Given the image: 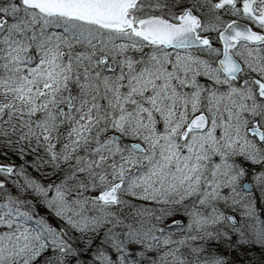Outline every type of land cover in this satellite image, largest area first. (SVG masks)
I'll use <instances>...</instances> for the list:
<instances>
[{
	"label": "trees",
	"instance_id": "1",
	"mask_svg": "<svg viewBox=\"0 0 264 264\" xmlns=\"http://www.w3.org/2000/svg\"><path fill=\"white\" fill-rule=\"evenodd\" d=\"M213 1L140 0L134 15L174 20L183 10L190 9L201 20L199 35H206L210 33ZM30 13L34 12L24 9L20 0H0V17L7 19V27L16 29L21 24L20 16ZM29 22L28 25L36 26L34 20ZM223 24L218 22L216 28ZM49 31L44 30L42 35L46 37ZM134 39L138 52L148 47ZM37 45L29 46L12 32L0 39V160L15 166L14 180L5 181L0 187V246H7L5 254L0 251V264H264V182L262 191L253 188L247 194L251 200L243 208L222 190L230 179L239 194L246 176L244 166L248 174L259 166L257 177L250 174L247 180L254 182L259 175L264 177V143L258 144L245 132L251 120L263 125L264 97L256 85L229 83L199 61L194 71L197 69L196 73L206 81L209 79L205 77L211 76L213 84L207 92L215 102L213 111L221 114L225 123L222 158L215 161L216 171L208 172L212 184L205 190L198 185L167 187V173L157 168V176H148L146 169L140 167L147 166L146 154L131 151L138 182H129L132 174L125 180L116 202L105 204L97 195L105 185L102 178H97V169L94 171L91 165L86 168L85 164L78 166L77 171H73L74 165L68 168L71 162L60 155L74 154V146L66 143L64 153L57 152L54 135L44 122H38L34 89L29 90L30 96L15 95L24 75L25 59L33 58L32 67L42 55L38 54ZM99 54L97 48L92 50L95 65ZM50 62L47 56L45 65L49 67ZM183 67L188 71L186 65ZM261 74L264 77V71ZM248 75L251 73L243 71L242 78ZM159 77L162 81L167 78ZM260 81L264 87V78ZM49 84L46 89H51ZM174 87L168 83L167 96L168 90H177ZM247 87L253 94L246 98L248 102L242 96ZM129 89L136 88L125 90ZM166 89L158 96L155 90L153 98L164 104ZM219 98H223L221 102ZM98 113L103 122L106 117L100 104ZM89 121L82 136L94 129ZM237 133L242 137L238 138ZM153 156L148 165L155 168L161 157L158 153ZM57 191L61 192L55 196ZM18 204L29 214L14 216ZM228 214L235 217V226L226 219Z\"/></svg>",
	"mask_w": 264,
	"mask_h": 264
},
{
	"label": "rangeland",
	"instance_id": "2",
	"mask_svg": "<svg viewBox=\"0 0 264 264\" xmlns=\"http://www.w3.org/2000/svg\"><path fill=\"white\" fill-rule=\"evenodd\" d=\"M1 18L7 20L5 17ZM30 20H34L36 26L28 25ZM168 20L175 21V19ZM20 21L21 24L16 25V29L7 27L3 23L0 26V39L7 33L12 32L16 38L25 40V43L29 46L35 47L34 44L38 43V54L42 55H38L37 61L32 67H30V64L34 62L33 58L25 59L26 67L22 68V74L24 75L21 76L20 84L16 87L17 92L15 95L21 98L26 94L30 96L29 90L33 91L34 89L36 98H47L51 96L50 92L52 91L46 89L49 81V85H52L53 89L58 87L59 84L63 87L67 83L70 84L75 92L77 105L71 114V120L73 121L70 123V129L66 132L65 141L61 144L72 143L74 150H76V159L74 160L79 161L81 155L85 157L86 154L94 156L99 153L98 158L88 159V161L85 159L83 163L81 161L80 163L85 164L84 167L86 168L91 165L95 168L94 171L97 169L98 172H101L104 175L105 186L121 180L125 174L128 177L133 174L128 180L134 184L139 178V176L134 175L136 162H133L132 159L135 156L132 155L127 144L109 139L107 134L110 132H105V129H107L120 135L124 140H133L130 142L139 143L144 147L145 154L149 157L158 153L161 157V163L156 164L155 168L148 165L149 161L146 163L147 166L140 167L146 169L148 176H157V168L166 172L167 187L180 184L183 188L198 185L205 190L210 187L212 182H210L211 178L208 176V172L213 169L214 172L216 171L215 161L222 158L221 153L224 151V117L213 111L215 102L212 100V94L207 92L206 83L200 84L199 88L202 89L201 93L205 94L203 99L202 94L199 93L200 90H197V88H195L194 94L190 98L184 95L185 91L182 94L180 89L171 93L168 90L167 96L168 88L166 89V87L168 83L174 87L175 83L183 81V76L180 73H186L184 78L187 80H192V78H188V75H195L193 80L203 78L199 76V73L196 74L198 71H186L183 65L179 66L178 51L161 52L158 49H152L150 56H152V61L155 62L147 70L143 61L144 57L141 58L143 51H137L134 44L137 41L129 33H111L95 28L93 25L81 24L66 19L47 18L36 13L21 15ZM50 28L52 31H49ZM44 30L50 32L46 37L42 35L45 33ZM115 39L120 40V42L118 43ZM113 41L115 44H112ZM95 48L100 52L97 58L106 57L108 61L116 63L112 71H107V65L102 66L98 61L95 65L94 60L91 58L92 50ZM47 56L51 58L49 67L45 65ZM135 57H139V59H135ZM162 63H166L171 75H167L166 80L164 79L160 85L158 83H161V81L159 82V73ZM196 68L198 67L196 66ZM149 81L153 86L150 90H156V96L166 89L163 95L164 104H161L158 98L147 97L146 92L149 90ZM27 85H29V88ZM130 87L136 89L134 91L131 89L125 90ZM65 88L67 87L65 86ZM171 95L174 97H171ZM252 95L251 87H247L242 93L245 99H250ZM219 99L221 102L223 98ZM247 99L246 102H248ZM99 104L106 117L103 122L98 113ZM52 105L55 106V103L50 102L51 114L49 120H54L58 116L57 110L59 107ZM130 105H133V108H130ZM149 107H151V112L154 115L152 119L149 118ZM117 112L120 113L119 116L116 115ZM197 114L206 116L207 127L203 131L190 133L182 139L183 125L188 119ZM87 121L94 129L83 135L84 142L81 144L83 139L82 130H86ZM158 123H161V131L156 128ZM258 123L264 129V120L263 125L260 122ZM140 125L144 126H141L143 132L139 128ZM59 131L60 129L55 136V138H58V142L61 139L58 137ZM237 134L238 138L242 137L239 133ZM78 144L83 148L79 150ZM97 145L101 147L100 151L90 150ZM262 149H264V146ZM69 157L75 158L72 152L71 156L65 158L68 159ZM258 162L260 163L261 160ZM72 164L74 163L72 162ZM67 167L72 168V165ZM75 167L76 169L73 171H77L78 168ZM225 172L226 174L230 173L228 167H226ZM80 174L82 175V173ZM240 175L242 176V172H240ZM14 178L15 175L11 174L10 178L0 177V181L14 180ZM263 182L264 177L262 178L259 175L252 182V185L257 190L262 191ZM232 185L233 180L229 179L222 190L232 199H237V202L243 208L250 202L251 197L243 193L242 190L239 194L235 193ZM239 189H241V186ZM119 191L116 195L117 198ZM59 192L61 191H57L55 196H58ZM30 201L33 202V199ZM20 206L18 204L17 211L15 210L13 215H28L27 209ZM7 213L11 212L7 211ZM0 251L3 255L7 251V246L1 245Z\"/></svg>",
	"mask_w": 264,
	"mask_h": 264
},
{
	"label": "water",
	"instance_id": "3",
	"mask_svg": "<svg viewBox=\"0 0 264 264\" xmlns=\"http://www.w3.org/2000/svg\"><path fill=\"white\" fill-rule=\"evenodd\" d=\"M139 0H21L23 7L35 10L45 16H61L71 20H78L84 23L97 25L103 29L116 31L130 30L135 36L141 40L165 49H181V48H199L208 44V39L198 37L196 29L200 25V19L193 15L191 11L185 10L177 18V23H172L162 17H148L137 21L133 25V15L129 13L135 8ZM257 0H243L242 10L244 13L254 17L257 22L264 25V8L259 15L253 13V5ZM234 0H219L216 8L223 6H234ZM3 19L0 20L2 24ZM219 40L222 45V55L218 61V67L222 74L230 79H237L241 73V65L235 60L230 53V47L234 42H246L250 45H261L264 37L260 33L252 32L249 27L243 23L232 21L225 26L219 33ZM105 58L100 59V63L104 64ZM112 70L113 64H109ZM262 94L264 91H261ZM206 117L199 114L191 119L188 127L183 131L184 137L187 131L203 130L206 127ZM247 133L254 136L258 142L264 139L263 131L258 127L257 122H253L248 128ZM109 139L120 141V137L116 134H109ZM131 148L137 152H143V148L137 143H132ZM13 170V166L0 161V172L9 174ZM1 185V182H0ZM121 186V182H117L102 193L99 198L103 203H114L116 193ZM242 188L245 192L252 190L251 183L244 182ZM227 220L232 226L236 225L233 216L227 215Z\"/></svg>",
	"mask_w": 264,
	"mask_h": 264
},
{
	"label": "flooded vegetation",
	"instance_id": "4",
	"mask_svg": "<svg viewBox=\"0 0 264 264\" xmlns=\"http://www.w3.org/2000/svg\"><path fill=\"white\" fill-rule=\"evenodd\" d=\"M217 0H214L212 2V9H211V13L213 14L212 17H209V24L211 25V27H209V34H204L202 36L207 37L208 39V44L205 47L202 48H197V49H180L178 50V54H179V62H181V64H183L184 66L186 65L188 70H195L196 66L199 65V61H203L205 62V64L211 68L212 70L217 71L219 74L221 73L219 70V67L217 65L219 58L221 57L222 54V45L218 39V35L219 32L225 27V25H227L228 23H230L231 21H240L246 25L249 26V28L254 31V32H258L260 34H262L264 36V26L259 24L254 18H252L251 16H247L244 15L241 11V7H240V3L241 0H235V6H226L223 7L221 9H215L214 8V3ZM264 3L262 2H257L255 4V12H259V10L262 8ZM225 14V17H222L221 15ZM228 18V20H227ZM218 22H224L223 26L218 29L216 28V24ZM125 34V33H123ZM120 41V40H118ZM152 49H158L159 51H165V52H169L167 50H164L162 48H157L154 46H150L148 45V47L143 48V55L141 58L144 57V63H145V69H149L152 66V63L155 62L154 60L152 61V56L150 52H152ZM172 52V51H171ZM202 56H201V54ZM231 53L233 55V57L241 64L243 71L249 72L251 73V75L245 76V77H241L239 80L240 85L241 86H248V85H256V87H259L261 83L260 79L264 78L263 75L261 74L264 71V43L262 45L259 46H251L247 43H243V42H239V43H234L233 47H231ZM135 59H139V57H135ZM107 61L106 65V70L108 71L109 65H108ZM116 65V63L114 64ZM105 66V65H103ZM163 68H166L165 70ZM192 71V72H193ZM210 73V72H209ZM160 75H162V78L164 79V75L167 76L168 75V66L166 65V63H162L161 64V69H160ZM197 74V73H196ZM180 75H182L183 77V81H179L178 83H175V86L181 90L182 94L183 91H185V94L187 96V98H190L193 96L194 94V90L195 88L200 87V84L202 83H206L207 84V88H209V85L213 84L211 83V76L208 74L207 78L209 80H204V79H200L197 78L195 80H193L195 75H188V78H192V80H187L185 79V75L186 73H180ZM221 75V74H220ZM169 76V75H168ZM222 77V75H221ZM160 78V77H159ZM166 78V77H165ZM223 78V77H222ZM245 80L246 82L242 85V81ZM161 81L162 84V79H159V82ZM234 81V82H236ZM229 83H231L232 81H229ZM160 84V83H158ZM160 84V85H161ZM65 86L67 88H65ZM63 87V85L59 84L58 87H55L53 89L52 85H51V89L52 90L50 92L51 96L47 97V98H38V103L36 104V111L38 112V122H44L47 125V129L49 131H51V134L54 135L53 138V145L57 148V152H63L64 153V148H65V144H61L62 142L65 141L64 137L66 132L70 129V123L73 121L71 120V114L72 111L75 110L77 103L75 102V92L74 90L70 87V84L67 83V85H65ZM152 84L149 81V87L146 92V95L148 98H151L154 93L155 90H150V88H152ZM62 90V91H61ZM70 91V94H69ZM71 95V96H70ZM71 99H73V106L72 108L69 107V103L71 101ZM50 102H54L55 106L58 108V116L54 119V120H49V116L51 114V106H50ZM54 106V105H52ZM54 106V107H55ZM149 118L152 119V117L154 116L153 113L151 112V107H149ZM150 122L152 120H149ZM189 120L187 121V123L185 125H183V129L182 131L187 127ZM39 123V124H40ZM156 128L158 131H161V123H158L156 125ZM59 131V136L61 139L58 142V138L56 136L58 130ZM54 131V132H53ZM190 133H195V132H188V134ZM82 138V137H81ZM254 139V138H252ZM84 139H82L81 144H83ZM80 143V142H79ZM94 144V143H93ZM78 149H82L83 147H80V144H78ZM64 146V147H63ZM101 147L94 146L92 147L90 150H95V151H100ZM78 150V151H79ZM40 153V151H37V154ZM99 154V153H98ZM98 154L96 155H90V154H86L85 157H83L81 155V158L78 160H73L71 157H69L68 159L64 157V155H60L62 159H67L68 161L71 162V165L73 166H82L83 162L85 161V159H93V158H98ZM75 156L74 159H76V150L75 153L73 154ZM67 156H71V153ZM149 157V156H147ZM38 159V158H37ZM80 161L82 163H80ZM72 162L74 164H72ZM81 164V165H80ZM73 166V170L74 167ZM259 166H255L254 170H252L249 174L247 173L248 171L245 169V166L243 167L246 173V176H244L245 179H243V181L247 180L246 178H248L250 176V174H254L257 177L258 171L257 168ZM101 172H98L97 174V178H102L103 181V174L101 175ZM2 177L4 176L2 173L0 174ZM123 178V177H122ZM250 181V180H247ZM110 182V180H109ZM252 183V181H250Z\"/></svg>",
	"mask_w": 264,
	"mask_h": 264
}]
</instances>
